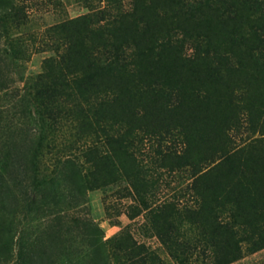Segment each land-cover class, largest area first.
<instances>
[{
	"label": "rangeland",
	"instance_id": "obj_1",
	"mask_svg": "<svg viewBox=\"0 0 264 264\" xmlns=\"http://www.w3.org/2000/svg\"><path fill=\"white\" fill-rule=\"evenodd\" d=\"M11 1L25 13L19 32L30 51L15 66L0 62L5 104L23 94V81L38 76L44 58L54 56L49 48H39L42 40L65 35L52 27L83 14L91 22L126 14L119 18L127 21L126 38L106 33L114 43L122 41L124 61L138 63L126 69L127 86L115 88L106 70L90 67L75 90L87 89V97L98 99L97 92L114 87L118 97L107 114L116 122L127 120L128 128L114 123L113 134L126 131L128 165L138 160L148 181L142 195L150 205L171 198L189 204L196 193L211 208L217 204L216 216L241 231L242 246L251 241L247 231L256 245H264V0H244L236 20L222 11L226 6L219 0ZM91 7L105 14L94 15ZM113 177L110 186L87 192L78 214L93 221L103 239L128 227L139 242L152 241L141 231V217L126 218L128 207L136 204L134 193L123 192L126 183ZM241 255L224 264H264V247ZM13 261L11 256L0 264Z\"/></svg>",
	"mask_w": 264,
	"mask_h": 264
},
{
	"label": "trees",
	"instance_id": "obj_2",
	"mask_svg": "<svg viewBox=\"0 0 264 264\" xmlns=\"http://www.w3.org/2000/svg\"><path fill=\"white\" fill-rule=\"evenodd\" d=\"M243 2L219 0L235 20L243 15ZM92 14L105 13L93 8ZM24 16L11 0H0V62L15 66L28 58L30 49L19 32ZM123 16L91 22L83 14L52 27L65 35L41 41L39 48H49L54 56L43 59L35 79L23 81V94L13 102L2 99L0 80V262L13 256V264H224L264 247L249 231L244 233L251 241L242 246L241 231L216 216L217 204L211 208L196 193L189 204L171 198L150 205L142 195L148 181L138 160L128 165L126 131L113 134V124L127 126V120L116 122L107 114L118 97L113 86L124 89L128 65L138 64L124 61L122 41L114 43L106 33L126 38ZM90 67L106 70L113 82L106 92H97L98 99L74 88ZM114 174L126 183L123 192L134 193L136 204L128 207L126 218L141 217V231L152 241L139 242L128 227L103 239L96 224L80 215L87 192L110 186Z\"/></svg>",
	"mask_w": 264,
	"mask_h": 264
}]
</instances>
